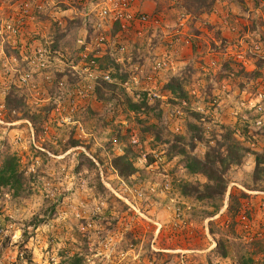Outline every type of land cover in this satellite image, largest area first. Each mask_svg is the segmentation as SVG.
Wrapping results in <instances>:
<instances>
[{"label":"rangeland","instance_id":"obj_1","mask_svg":"<svg viewBox=\"0 0 264 264\" xmlns=\"http://www.w3.org/2000/svg\"><path fill=\"white\" fill-rule=\"evenodd\" d=\"M256 1L255 19L233 13L245 0H231L212 23L226 0L209 14L207 0L152 1L158 23L143 37L104 21V42L94 0L51 1L22 37L26 50L0 36V166L16 156L27 178L19 196L0 192V264H72L76 256L82 264H264V58L248 52L255 43L264 50V0ZM79 40L91 51L87 64L115 58L107 72L96 62L111 82L34 65V45L52 41L70 65L80 63ZM174 78L188 100L166 90ZM143 94L158 105L129 110ZM229 139L242 161L227 171L223 200L184 195V184L203 191L207 180L172 158L173 146L204 159L227 154ZM128 146L137 172L126 180L112 158ZM223 234L227 259L216 252Z\"/></svg>","mask_w":264,"mask_h":264},{"label":"trees","instance_id":"obj_2","mask_svg":"<svg viewBox=\"0 0 264 264\" xmlns=\"http://www.w3.org/2000/svg\"><path fill=\"white\" fill-rule=\"evenodd\" d=\"M98 0H94L96 3ZM157 1V0H152ZM206 0H200V3L202 4ZM215 3V0H207L206 10L205 13H210L213 9V5ZM201 6V5H200ZM66 9V8H65ZM204 9H202L203 12ZM156 14V13H155ZM115 30L119 32V23L115 24ZM54 48L55 49H64L61 45H59L58 41L54 42ZM102 58V57H100ZM96 59V62L99 64L100 69H103L107 72L108 69L116 67L115 58L111 57L110 55L105 56V58L102 59ZM117 68V67H116ZM110 74V72H109ZM111 75V74H110ZM103 81V80H102ZM125 82V80H124ZM115 86H111V88H114ZM166 90L172 95V97H175L179 100H188V93L185 90L183 83L178 78H174L171 80L170 83L167 84L165 87ZM143 99L139 102H134L132 99H129L127 104L129 107V110L140 113L142 110H149L153 108V105H158L157 100H155V103L153 104L152 101H149L146 94H143ZM104 99V98H100ZM9 103V101H8ZM32 122L34 123V117L31 118ZM157 126H154L152 128H156ZM130 136L128 138H124V144L130 143ZM180 140H183L181 137L177 139L176 142H179ZM127 141V142H126ZM230 142L227 144H224L226 146L227 154L223 153H213L208 152L207 156L204 159L197 158L192 154V150H188L186 146L179 143L178 145H174L172 148V153L170 156L176 157H182L185 161V168L187 172L191 175L196 176H202L207 180L206 185L203 188V191L196 188V186L192 184H184L186 189V192L184 195L190 197V196H197V199L204 200V199H213L215 201H222L225 197L227 188H228V182L226 180V174L227 171L231 168L232 165H239L242 161V156L238 155L239 152H236V149L238 147L237 142H231V139H229ZM185 142V141H182ZM186 143V142H185ZM133 148V146L131 145ZM128 146L125 148L124 154L121 156L115 155L112 158V165L116 169L119 176L123 179H128L130 176L135 174L137 172V168L135 167L134 163V156L132 154V148ZM193 148V144H192ZM222 151V149H220ZM258 168L260 167L261 158L257 161ZM27 178L23 171L20 169V162L19 159L16 156L13 155H7L0 166V192L2 189L8 188L9 190L14 191L15 196H19L23 191L27 190ZM104 187V186H102ZM193 190V192H192ZM238 197L235 195L231 197L232 207L238 203ZM216 210H219V207H216ZM227 235L223 234V238H221L218 241L217 244V254L227 259L231 257L232 250L230 248L231 245H229V242L227 240ZM250 259V257H249ZM72 264H82V258L79 256H76L72 259Z\"/></svg>","mask_w":264,"mask_h":264},{"label":"built area","instance_id":"obj_3","mask_svg":"<svg viewBox=\"0 0 264 264\" xmlns=\"http://www.w3.org/2000/svg\"><path fill=\"white\" fill-rule=\"evenodd\" d=\"M64 3L65 0H0V36L7 38L14 50H26V46L23 45L22 39L29 33L30 27L34 26L38 20L39 15L46 12L47 4L49 2ZM135 0H98L93 4V11L100 20L98 24L97 32L99 33V42L106 41V37L101 28H104L103 22H112V26L119 23L118 34L123 36H138L143 37L145 31H149L152 26L157 25V14L146 13L135 9ZM227 22V21H226ZM236 31V28H233ZM23 37V38H22ZM244 42V40H243ZM243 42L241 44H243ZM79 48L84 53L81 62L74 65H70L69 56L66 50L55 49L54 42L47 43V46L34 45V55L32 57L33 63L36 67L42 70H49V72L55 74H63L66 70L71 69L73 72L79 73L78 69L82 71L85 78L89 80H103L111 82V75L109 73H103L96 66V61L92 60L87 64L88 54L91 52L85 43L81 40L78 41ZM262 43H255L249 51L252 55H262L263 53ZM83 94V92H80ZM259 125L263 122L260 120ZM134 144L138 141L134 138ZM245 220V216H242Z\"/></svg>","mask_w":264,"mask_h":264},{"label":"crops","instance_id":"obj_4","mask_svg":"<svg viewBox=\"0 0 264 264\" xmlns=\"http://www.w3.org/2000/svg\"><path fill=\"white\" fill-rule=\"evenodd\" d=\"M150 2H152V1H150V0H135V3H134L135 7L134 8L138 9L139 11L146 12V13L152 12L151 10H153L154 7L152 6V4ZM229 2H231V0H228V1L226 0V2H224V3L220 2L218 9H217V7L215 8L217 10V12L216 13L212 12V15H210V19H209L210 23H212V21L214 22L215 19H217V18L219 21H221L217 15H219L220 13L221 14L223 13L222 12V10L224 8L223 6L224 5L227 6L229 4ZM232 2L237 3L236 1H232ZM257 3H259V2L256 0H245V2L239 4L242 7H239V6H237V4H234L233 6H235V7L233 8V11H234L233 13H235L237 15H243V16L247 17L246 19H249L250 17H252V19H255L256 18L255 13H259V10L255 9V6ZM248 8H250L251 11H249ZM227 9H229V7ZM152 13H149V14H152ZM224 16L225 15L223 13V18H224ZM253 21L254 20H252V22ZM252 22L244 20V23H252Z\"/></svg>","mask_w":264,"mask_h":264}]
</instances>
